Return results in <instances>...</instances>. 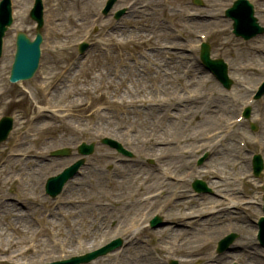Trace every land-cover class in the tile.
Wrapping results in <instances>:
<instances>
[{
  "label": "rangeland",
  "instance_id": "rangeland-1",
  "mask_svg": "<svg viewBox=\"0 0 264 264\" xmlns=\"http://www.w3.org/2000/svg\"><path fill=\"white\" fill-rule=\"evenodd\" d=\"M61 1L56 0L54 2L56 6L52 9L53 0L52 3L50 0H45L47 13L44 14L45 26L42 29L45 40L41 45L42 59L39 71L27 81L10 83L7 80L9 58L5 63L6 68H3L4 57L0 64V116L12 115L16 119L14 131H11L5 142L0 143L1 210H3L2 205L11 202L15 205L13 213L17 211L16 207L22 211V204L16 203L19 201L28 206L29 209L25 213H33L36 217L45 216L50 211H56L55 214L62 211V214L57 215V221L62 222L64 229H66V224L63 222H66V217H63V213H66V210L64 208L60 210L64 206L54 207L61 197L68 201L80 199L84 206L94 205L104 208V212H99L102 209H93L95 214L92 215L96 223L99 220L97 216L105 213L111 215L116 212L121 216L127 214L125 222L116 220L117 217L111 218L108 222L105 221L106 226H110L111 235L106 234L95 239L92 238L90 242L89 240L86 241L84 245L76 248L72 253H68L69 251L67 253L65 251L57 252L47 261L51 262L84 254L116 237L113 235L118 230V233L121 234L123 229L128 228V226L133 229L134 225L131 219L134 218L133 216L139 217L140 208L138 211L122 212L127 208L126 204L128 205L133 200L138 204L140 199L147 197L148 205L140 206L141 208L145 207L146 211L151 214L158 202H162L164 197H168L170 191L179 186L178 197L165 207L164 214L166 216L162 219L161 226L149 228L148 226L142 227V225L141 227L144 229L140 233L135 229L133 232H138L136 237L139 240L135 246L126 249L128 254L123 253L118 257L115 252L117 255L115 259L111 256L107 260L110 254L96 259L102 264H143L141 256L145 255L152 262L151 264H166L171 259H176L180 264H225L235 256L230 254L231 256L225 257L224 254L228 252L215 253L211 249L221 235L228 232L226 224H231V221L222 219V223L219 224V219L208 220V226H206L203 224L206 219L201 218L200 220L199 216L203 213L202 211L206 212L207 205L208 210L213 211L214 208L209 207V205H212L215 200H219L220 195L231 196V193H235L238 194L239 198L242 196L241 200H245L244 195L246 193L249 198L248 206L245 205L241 209L245 211L233 208V205L230 204L228 205L231 207L229 210L234 211L229 216H238L249 221V218H246L247 214L252 218L259 214L257 204L254 205L253 201L256 197H260V192L264 189H253V184L255 186L257 180L247 175L246 166L243 167L245 173L241 171L242 173L240 172L241 174L238 175L234 170L239 167V165L234 166L238 140L240 138H246V141L250 139V134L245 132V127V131L235 127L225 139L215 144L214 142L211 143L213 144L212 148L211 144L208 146L209 143H204L207 140L204 138L206 134L220 127L223 128L225 125L224 121L223 123L218 121L217 116H215V113L223 107L214 104L208 111V107L204 103H208L210 92L213 93V103L224 101L231 107L230 97L237 100L239 104L244 102L252 90L251 87L263 74L261 62L264 57V35L249 41H243L232 35L229 21L219 16L231 0H201L202 5L200 6L194 5L192 0H146L152 1L155 7L149 11L151 14L148 17L140 20V17L134 13L130 17H124L118 31H108L107 35L105 34L106 36L103 37L97 35V41L100 42L101 46L96 44V46L87 48L86 56L79 64L77 63L74 71L67 74L68 70L65 69L68 65L71 68L70 62L76 61V44L81 40L83 30L89 25V20L80 21L78 20L79 15H74L76 6H79L80 9L81 1L76 0L63 11L60 10ZM135 1L121 0L116 7L121 8L129 3H134V6H137ZM257 7L256 17L261 21L264 18V0H259ZM28 8V0H15L13 11L15 22L8 29L6 41L10 39V47L6 50L7 53H10L14 46L15 31L25 32L29 36L34 33V24L29 22L27 15ZM68 10L71 14L68 18L71 25L64 26L63 23L67 22V18H63V14L68 13ZM188 12H198L199 14L189 18ZM49 14L55 19L59 18L52 26L47 23L50 20ZM92 14V11H88L89 17ZM159 32L160 35H157ZM208 32L207 42L211 46L212 56L224 57L230 66L233 86L229 91L219 87L212 78L208 77L205 72L201 73L197 67L191 69L187 75L182 74L184 67L182 62L175 68L171 67L170 62L172 60H180L177 55L176 58L174 57L175 52H184L189 40H196L198 33L205 34ZM154 51H160L159 56H152ZM195 53L193 52V54ZM148 54L151 56L149 59L153 60L149 64L146 63ZM252 55H258V58L254 59ZM156 71L158 74L166 76L164 78L159 76L160 80L158 81L164 79L166 81L159 84L157 79L147 78L139 95L130 94L127 91L132 86L136 73H141L145 77L154 75ZM197 75H199L198 79ZM176 76L181 79L177 81ZM188 80H192V83H189ZM108 82H112V84ZM38 83L44 84L43 90L38 86ZM154 86L156 87L155 93ZM219 93L222 99L215 100ZM151 96L155 100L152 103L157 108L152 107L153 109L150 110L146 108L148 105L146 99L148 100ZM129 97L133 100H141V102L138 101L135 102L137 105L129 104L131 106L126 105V107L113 102L120 98L127 99ZM260 98L264 99V92ZM162 100L165 103L158 107L157 105L162 103ZM45 101L51 105L50 110L44 111L43 119L40 118L42 120L37 122L36 120L39 118L36 119L32 129L24 132V127L30 122L29 118L34 117L36 111L45 106ZM184 103L188 106L194 105L197 109V115L184 111L181 114L182 117L178 118L177 123H174L172 121L174 117L171 113L175 116L180 113L178 109L183 107L182 104ZM252 106V114L259 115L256 107L258 106L257 101L253 102ZM100 108H102L101 111L98 110ZM102 115H105L106 118H103ZM232 115L234 116V114ZM232 115L225 117L229 118ZM207 116H210L213 123L206 121ZM253 117L254 115L251 120ZM116 123L123 130L124 135L115 136L112 133H106L110 132L108 126ZM263 123L264 117L260 122L261 131L257 133L260 134L261 143L264 145ZM174 124L177 126L175 125L173 129H170L171 125ZM45 127L48 128L45 129ZM46 130L50 131L47 133ZM137 131H141V137L148 143L156 140V144L147 149L146 145L136 143ZM105 135L116 138L122 147L124 146L130 153V156H125L103 145L100 140ZM189 136L191 137L189 138ZM19 138L21 141H25L16 150L24 152L28 156H24L25 159H21L20 156L8 157L6 154L10 142L15 143ZM80 141L92 142L94 144L93 152L84 158L80 172L69 180L67 187L57 197L50 198L44 193L45 180L49 176L59 173L65 166L78 158L75 154V148ZM208 142H212V139ZM201 143H204L202 147H200ZM62 147H68L70 154L66 156L51 155L53 150ZM228 147H233L234 151L228 157V163L224 167L221 164V154H215L217 153L215 150L223 151ZM249 148L254 149L256 145L251 144ZM165 150H167L166 156L163 157ZM188 150L190 151L189 157L182 159L180 154L185 156ZM106 151H111L112 154H107ZM203 155L202 162L198 163L197 158ZM160 170H166L171 178L176 181L164 179ZM150 175L157 177L161 182L151 180L150 182L146 181V183L143 177ZM240 175H243L244 179H239ZM194 177L205 180L210 190L190 198L189 193L191 191L186 179L192 180ZM124 178L127 179L128 184L122 186L123 191H119L117 188L118 181ZM77 179L80 180L78 184ZM182 179L186 183L182 184ZM163 181L169 185H165ZM212 181H220L221 186L214 188L211 185ZM24 183H27V186ZM162 189H165L166 193L165 196L160 197L158 191ZM207 197H211V199ZM152 199L155 201L149 205ZM190 212H193L192 216H188ZM173 217H176L174 224L166 227L170 223L168 219ZM199 221L206 229L214 226L220 231L212 235L208 233V237L205 236L204 238V244L195 245L197 244L196 239L201 233L199 227L196 226ZM34 226L40 225L37 222ZM82 226H84L83 223ZM103 226L101 225L102 228ZM252 227V221H249L247 227L249 236H251ZM162 228L163 230L158 231ZM233 228L235 229V227ZM179 229H183L186 234L178 235ZM182 238L191 239L190 244L195 245L191 247L193 249L190 252H188L189 248L183 243ZM235 238H238V233H236ZM79 240L81 241V239ZM75 242L78 243L77 239ZM254 252V256L262 261L259 256V249ZM156 254H159L157 259ZM124 258L128 259L124 261ZM212 259H214L213 262L210 261ZM221 259L224 261L221 262ZM39 262L45 263L46 261ZM22 263L34 264L38 262L29 263L27 259H24ZM238 264H242V262L238 260Z\"/></svg>",
  "mask_w": 264,
  "mask_h": 264
},
{
  "label": "bare ground",
  "instance_id": "bare-ground-1",
  "mask_svg": "<svg viewBox=\"0 0 264 264\" xmlns=\"http://www.w3.org/2000/svg\"><path fill=\"white\" fill-rule=\"evenodd\" d=\"M74 0H72L73 2ZM101 1L103 0H83L81 2V11L77 10V13L80 15L81 17L80 19H84V20H91V17L89 18V16H87V11L88 10H96L97 6L101 3ZM143 1V3H141ZM138 4H141L139 8H135V10L137 12H139V14L142 16L146 15L145 17H148L150 13H148L149 11H152L155 7L153 6V2L152 1H146V0H139ZM149 6V7H148ZM149 9V11H147ZM134 9L132 10V12L135 11ZM148 13V15H147ZM64 18H66V15L64 16ZM142 26L144 27V25L142 24ZM163 31V30H162ZM160 35V32L157 34ZM157 51H154V53H152L151 55H157L159 56L160 51H158L157 53H155ZM175 58L176 55L178 57H180V60H172L171 63V67L175 68L177 64L183 62V56L184 54L182 52H175ZM151 56H149V54L147 55V64L151 63L153 60L149 59ZM252 57H254V59L258 58V55H252ZM146 58V57H145ZM186 63V61H185ZM99 65V64H97ZM130 68V67H129ZM153 68V67H152ZM129 71L131 72V69H129ZM162 76L163 78L166 77L165 75H161L158 74V71H156L154 73V75L152 74L151 76H149L150 78H155L158 80H160L158 77ZM146 77V78H145ZM142 76L141 73H136L134 75V79L132 81V86L127 89V91L130 94H138L139 92L142 90L143 86H145L146 83V79L148 78V76ZM194 77V76H193ZM181 78L176 76V80L179 81ZM162 81H166L161 80L159 83L161 84ZM189 83H192V80H188ZM187 81V82H188ZM109 84H112V82H108ZM162 86V85H161ZM263 103H264V99H263ZM206 107H210L212 106L211 103H206L204 104ZM183 107L181 108H177L180 113H177L176 116L171 113V115L174 117V119L172 120L174 123H177L178 118H181L182 115L184 113V111H187V113H193L194 115H197V109L194 105H190L188 106L187 104H183ZM153 106H148V108L151 110ZM207 108V109H208ZM227 112L232 111L231 108H226ZM151 113V112H150ZM264 115V112H263ZM103 118H106L105 115H102ZM43 119V118H42ZM42 119L36 120L37 121H41ZM206 121L208 123H213V120L210 118V116H207ZM174 125H171L170 129H173ZM177 126V125H176ZM48 127H45V129H47ZM108 128H110V132H106L107 134L112 133V135H118V136H122L123 134V130L118 126V123H116L115 125L112 126H108ZM239 128H241V126H239ZM50 130H46V132L48 133ZM114 131V132H113ZM168 131H170L168 129ZM27 136V135H26ZM191 136H189L190 138ZM25 141V140H24ZM135 142L136 143H140V144H144L146 145V148L148 149V147H151L152 145L156 144V140L148 143L146 140H144L141 137V131L140 132H136L135 135ZM21 144V142L19 143ZM19 144L17 145V147L19 146ZM166 151L163 152V157L166 156ZM215 151L217 153H215ZM214 153L215 154H221V164L227 165L228 163V157L231 156L233 154L234 148L233 147H228L227 149L223 150V151H217L215 150ZM236 151V150H235ZM105 153L107 154H112L111 151L108 152L106 151ZM158 154L160 152H157ZM182 159H186L189 157L190 155V151H188L187 154H185V156L183 154H180ZM38 164H40V162L38 161ZM133 168V167H131ZM130 168V170H131ZM242 169L241 166L237 169V171H240ZM95 170H97L95 168ZM231 170H233L231 168ZM140 176L138 175V178ZM150 178V179H149ZM227 178V176H226ZM144 181H151L153 180V182L158 181V183H160L161 181L158 180L157 177L150 175L149 177L145 176L143 177ZM142 179V180H143ZM77 184L80 182V180H76ZM127 179H123V180H119L118 181V190L119 191H123L122 186H125L128 184V182H126ZM213 182V181H212ZM147 183V182H146ZM163 183H165V185H169V183L163 181ZM27 186V183H24ZM24 184H22L23 186H25ZM151 184V183H150ZM214 187H220V181H214L213 183ZM209 198V197H207ZM23 209L22 211L20 209H18V207H16L15 209H17L16 212L13 213L14 211V207L15 205L11 202H7L4 205H2L3 210H1L0 208V264H23L22 261L24 259H27L29 263H34L39 262L40 260L43 261H47L50 260V257L57 253V252H63L65 250L68 249V253H72L76 248L78 249V247H80L81 245H84L86 241L89 240V242L91 241L92 238H97L98 236H102V235H106V234H110L111 235V231H110V226L105 224V221L108 222L111 218L113 217H117L116 220H121V222H125V216H121L118 214H102L101 216H97V218H99L98 222L96 223L95 219L93 218V209H102L99 212H104L105 209L104 208H99V207H95L94 205H88V206H84V203L80 200V199H76V200H67L66 198H61L60 202H59V206H64L61 207L60 210H62V208H64L66 210V213H63L64 216L66 217V222L64 221L63 223L66 224V229L63 228L62 226V222H58L57 221V215L58 214H62L61 212H57L56 214L51 212L46 216H42L41 218L36 217L33 215V213L29 214V213H25L28 211V206L21 203ZM67 204V205H66ZM141 204H138L136 202L130 201L128 203V205L126 204L127 208L122 211L127 213L128 210H132V211H138V208H140L139 211H141ZM221 204H218L217 207H220ZM129 207V209H128ZM59 208V207H57ZM73 208V209H72ZM77 209V210H75ZM219 212L222 213V208L219 209ZM38 213V212H37ZM116 213V212H115ZM91 214V216H89ZM95 214V213H94ZM193 212L188 213V216H192ZM221 219H225V215L220 216ZM220 217L215 216H205L206 219L210 220V221H214L215 219H218ZM83 218V219H82ZM96 218V219H97ZM115 219V218H114ZM175 218H172V220ZM230 219V217H229ZM233 219V217H232ZM32 221H38L39 223H42L43 226H41V228H36L34 226V224L32 223ZM83 223L84 226L81 227V224ZM234 223H235V229L238 230L239 233V237L240 239H237L235 241L234 244H232L233 246L231 247V253L235 254V255H239L240 259L242 260L243 264H261V261L258 260L255 256L254 253L249 251L248 255H243L238 253L239 251V247L241 246L240 244L245 245L247 248H251L253 249V240L248 236L247 233V227L249 225V222L247 220H243L241 218H234ZM204 225L208 226V222L207 220H204L203 222ZM202 223L197 222L196 226L199 227L201 233L200 235L197 237L196 241L197 244L195 245H201L204 244V238L205 236L208 237V233H210L211 235L213 233H216L218 231H220L219 228L211 226L209 229L204 228ZM101 225H104L103 229L101 227ZM125 225V224H124ZM85 228V230H84ZM88 231V232H86ZM86 232V233H85ZM125 232H127L125 230ZM219 233V232H218ZM186 234L185 231L179 229L178 230V235H184ZM122 235V234H120ZM132 235L131 232H127L125 235V239L126 238H130ZM76 237V238H75ZM90 237V239H89ZM124 239V237H121ZM76 239H81V241L79 240L78 243L75 242ZM191 239H187V238H182V241L185 245H187L188 252H190L193 248H191L192 246L195 245H191L190 243ZM240 240V241H239ZM136 242L138 243V238L136 237ZM31 244L30 246H26L27 244ZM81 243V244H80ZM134 242H128L125 246V249H123V253L128 254V250H126L127 248H130L131 245H133ZM240 245V246H239ZM239 246V247H238ZM126 250V251H125ZM67 252V251H66ZM253 254H251V253ZM122 253V254H123ZM111 254V253H110ZM112 256L109 255L108 259ZM124 256V255H123ZM39 259V260H37ZM128 258H124L123 260L125 261ZM142 259V263L143 264H151L152 262L148 260V258L144 255L143 257L141 256ZM95 264H101L100 261H96Z\"/></svg>",
  "mask_w": 264,
  "mask_h": 264
},
{
  "label": "water",
  "instance_id": "water-1",
  "mask_svg": "<svg viewBox=\"0 0 264 264\" xmlns=\"http://www.w3.org/2000/svg\"><path fill=\"white\" fill-rule=\"evenodd\" d=\"M23 37L24 36H22V35L20 36L19 45H20V43H23V42H26V43L21 44L19 47L24 45L22 47V50L29 52V59L31 61V64H33L34 53L36 52V49L38 47L39 40H37L34 43H30V42L24 40ZM73 166H71L69 169L65 170L62 174L58 175L57 177L51 179L52 181L56 182V186L58 185V187H59L60 184L66 179L68 172L72 169Z\"/></svg>",
  "mask_w": 264,
  "mask_h": 264
}]
</instances>
